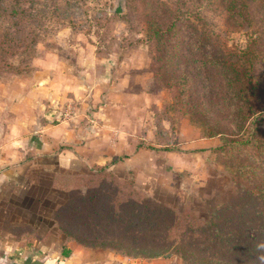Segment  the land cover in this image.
Listing matches in <instances>:
<instances>
[{"label": "rangeland", "instance_id": "obj_1", "mask_svg": "<svg viewBox=\"0 0 264 264\" xmlns=\"http://www.w3.org/2000/svg\"><path fill=\"white\" fill-rule=\"evenodd\" d=\"M156 1L167 2L171 6L177 3V0L24 2L36 18L30 28L37 33V40L32 46L17 49V57L13 61L22 70L20 73L0 69V95H6L8 99L15 85L18 84L17 89L20 82L27 84L29 80L41 78L44 73L58 78L63 72L91 79L100 73L104 76L109 70L113 78L124 73L127 78H134L131 91L140 97L130 104L128 102L132 108L129 115L120 116L116 123L117 127H124L129 134L127 138L134 141L132 146L125 147L127 151H123L129 152L131 159L110 173L114 177L101 174L97 179L96 172L92 176L89 166L84 165L75 170L61 168L62 172L58 174L26 171L32 181L25 199L27 202L15 205L19 209L12 211H5L8 203L0 202V235L31 240L32 245L64 241L70 250L82 251L77 264H125L129 258H141L135 262L142 263L159 257L142 254L136 247L121 248L114 244L112 238L116 224L110 216L95 217L84 204H79L77 209H62L77 194L89 196L92 188L102 183V186L111 189L116 185L125 186V196L135 191L142 197L161 202L173 209L176 218L184 224L193 219L195 222L209 220L215 212L220 215L222 228H227L230 240L242 242L246 239L258 246L254 253L241 249L228 250L229 247L216 252L197 250V255L187 260L171 250L169 256L181 258L183 264H264V91H261L259 100L256 96H253V101L247 99L245 130L235 137L228 135L226 148L219 151L218 147L223 144L221 137H209V123L205 121L212 118L213 122L226 124L222 120L224 111L220 101H209L205 97V89L208 88L206 76L212 69L206 65L204 71V64L200 62L196 69L191 64L192 56L199 61L206 60L203 51L207 48L205 45L189 46L183 28L176 36L175 44H170V34L164 36L169 19L147 15L149 6L155 5ZM219 1L179 0L176 7L201 18L198 22L200 32L207 34L213 28L211 17L219 26L216 33L231 49H227L229 59L235 52L241 54L244 48L251 45L252 58L240 60L238 70L243 74L248 70L251 72V69L254 71L250 68L253 67L252 59L264 62V9L251 8L250 4L249 13L246 11L244 17L227 23L221 16ZM119 5L122 9L116 12ZM202 18H205L203 23ZM152 19L154 22L159 20V23L151 24ZM156 32L162 34L163 39L155 38ZM259 39L262 44H256ZM198 49L203 51L198 52ZM168 59L175 60L173 66ZM237 59L236 56L234 60ZM59 60L66 61L67 65L55 64ZM187 62L189 72L196 75V83L195 90L180 88L186 101L177 99L179 93H173L159 80V71H165L167 63L178 74L171 79L177 80L184 75L183 66ZM255 74L264 81V64L255 67ZM242 87L247 90L243 84ZM73 123H76L75 119ZM227 128L232 129L230 125ZM213 129L214 126L211 131ZM112 135L111 132L110 138ZM250 140H256L254 147L248 143ZM112 141L113 138L109 139L107 147L99 146V150L115 149L122 156V148H118L121 146L119 140L116 141L118 147ZM136 142L141 143V149L136 148ZM130 168L142 172V175L136 176L134 172L128 175ZM131 179L132 187L127 183ZM231 204L239 208L243 206V210L222 212ZM123 208L120 203L115 209ZM115 236L118 238V234ZM132 236H136L139 242L135 246L143 243L141 233L134 232ZM160 243V240H154L151 245ZM109 252L126 260L108 259Z\"/></svg>", "mask_w": 264, "mask_h": 264}, {"label": "trees", "instance_id": "obj_2", "mask_svg": "<svg viewBox=\"0 0 264 264\" xmlns=\"http://www.w3.org/2000/svg\"><path fill=\"white\" fill-rule=\"evenodd\" d=\"M24 2L27 3V0H0V69L4 71L6 69L13 73H20L22 71L13 61L17 57V49L23 46L24 48L32 46L37 40V33L33 32L30 28L36 18L29 8H26ZM178 2L179 0H177L174 6H171L167 2L159 1L157 3L156 1L155 5L151 4L149 6L147 15L155 16V18L160 16L163 19H169V25L165 28L167 31L164 32V36L167 33L170 34V44H175L176 36L180 33V29L183 28L189 46L205 45L207 48L206 51H203V49L197 50L198 52L203 51L206 55V60L199 61L195 56H192L191 64L195 65L193 68L196 69L197 64L200 62L204 64V71L206 65L212 69L208 71L206 76L208 88L205 89V97L209 101H220L222 110L224 111V119L222 120L225 121L227 127L229 125L232 127L231 130H228L229 128L224 124L213 122L212 118L210 120L208 118L205 119L206 123H209L207 126L210 132L208 136L219 135L221 137L223 144L218 147L220 151L226 148V142L229 140L228 135L235 137L236 135H241L243 130H245V123L248 120L246 112L247 99L251 98L253 101V96H256V99L259 100L261 91H264V87L262 86L264 85V81L261 77H255V67L261 66L264 62L259 59L257 60V58L255 60L252 59L251 65L253 67L250 66V68H254V71L251 69V72L248 70L246 74L241 73L238 70L239 66H241V62L239 61L245 58H252L251 45L244 48L241 54L235 52V55L229 59L227 57V49L229 48L225 46L216 33V30L219 28L217 23L210 17V24L213 27L210 29L212 31L208 32L210 36L204 31L200 32L201 28L198 22L201 18L191 16V14L183 12L181 8L178 9L176 7ZM219 2L218 4L221 5L220 10H222L221 16L227 23H231L230 20L233 22L239 20L242 16L244 17L245 12L250 8V4L251 8L259 7L264 9V0H220ZM247 13H249V10ZM204 21L205 18L204 20L202 18V23ZM150 23L157 25L159 20L154 22L152 19ZM16 32L18 33L16 34ZM23 33L25 34L24 36L21 35ZM202 36H204V39H202ZM22 37L25 38L22 39ZM154 37L163 39V35L159 32L154 33ZM261 41L260 39L257 40L256 44H262ZM177 55L180 56V53ZM236 56L238 59L234 60ZM166 60L167 58H165V62ZM168 60L173 66L175 60ZM171 65L166 63V70L159 71V80L173 93H179L177 99L186 100V96L181 92L180 88L187 87L188 90H195L196 75L189 72V64L187 62L183 66L184 75L179 76L177 80L171 79L172 76L178 75L174 69L171 70L169 68ZM244 65L246 66V63ZM242 84L247 90L242 87ZM187 93L191 92L188 91ZM255 113L256 111L253 110L254 115ZM212 126H214V129L211 131ZM227 131H230L231 134ZM250 141L248 143L254 147L256 140ZM251 155H253L252 151ZM108 167L110 166L96 169V178L98 179L101 174L105 175V177H110L112 175L110 173H113V171L109 170ZM112 176L114 177V175ZM131 180L127 182L130 187L133 185V180ZM126 189L125 186L121 187L119 185H116L114 189L110 187L105 188L101 183L98 187L92 188L89 196L77 194V197L71 199L70 202L68 201L62 209H77L79 204H84L90 208L91 213L93 212L95 217L104 218V216H110L111 221L116 224L112 242L121 248L136 247L135 249H138L140 253L146 254L149 257L169 255L171 254V250H174L187 260L197 255V250L216 252L222 249L226 250V247H229L230 249L228 250L241 249L248 253H254L258 249V246H254L252 241L250 242L246 239L242 242L230 240L226 233L227 228H222L219 223L220 215L215 212L209 220L195 222L193 219L188 224H184L176 218L173 209L168 208L166 205L164 206L161 202H155L142 197L140 193L135 191L128 192L125 196L126 193L124 192ZM123 193L124 197L122 196ZM118 203H121L125 210L115 209L119 205ZM236 209L242 211L243 206L239 208L236 204H231L226 209L224 208L222 212L227 210L235 211ZM252 229L254 228L252 227ZM134 232L142 234L143 243L139 246H135L139 242L136 236H132ZM115 234H118V238H116ZM155 234H161V236L157 237ZM131 240L133 242H127ZM154 240H160L161 243L152 246L151 243ZM240 243L242 244L240 245ZM66 254L68 255L69 252Z\"/></svg>", "mask_w": 264, "mask_h": 264}, {"label": "crops", "instance_id": "obj_3", "mask_svg": "<svg viewBox=\"0 0 264 264\" xmlns=\"http://www.w3.org/2000/svg\"><path fill=\"white\" fill-rule=\"evenodd\" d=\"M55 64L67 65L63 60ZM43 76L27 84L20 82L17 89L15 85L8 99L0 95V202L8 203L5 211L27 202L32 181L26 171L58 174L61 168L75 170L84 165L89 166L93 176L99 167L110 166L114 173L132 157L123 151L134 140L128 139L126 129L116 123L120 116L129 115V104L140 97L131 91L134 78H127L126 73L113 78L109 70L91 79L63 72L58 78L47 73ZM111 132L115 145L119 140L121 146L116 147L122 148V156L115 149L98 148L107 147ZM136 148L141 149V143L136 142ZM133 172L142 175L132 168L127 174ZM10 238L0 235V264H77L82 255L80 249L70 250L61 240L32 245L31 240ZM108 259L126 260L110 252ZM133 259H127L125 264H183L174 255L142 263L135 262L141 258Z\"/></svg>", "mask_w": 264, "mask_h": 264}, {"label": "water", "instance_id": "obj_4", "mask_svg": "<svg viewBox=\"0 0 264 264\" xmlns=\"http://www.w3.org/2000/svg\"><path fill=\"white\" fill-rule=\"evenodd\" d=\"M122 9L121 5H119L117 8H116V12H120Z\"/></svg>", "mask_w": 264, "mask_h": 264}]
</instances>
